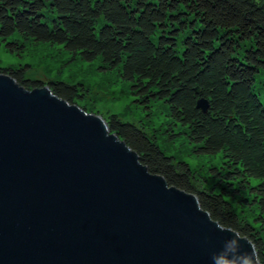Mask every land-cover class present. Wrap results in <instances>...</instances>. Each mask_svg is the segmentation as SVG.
Listing matches in <instances>:
<instances>
[{"label": "trees", "instance_id": "trees-1", "mask_svg": "<svg viewBox=\"0 0 264 264\" xmlns=\"http://www.w3.org/2000/svg\"><path fill=\"white\" fill-rule=\"evenodd\" d=\"M0 39L10 51L20 40L59 44L115 71L143 107L162 102L163 140L143 120L111 113L107 121L151 172L199 194L219 224L249 234L264 264V0H0ZM0 69L24 88L45 85L26 66ZM47 85L83 97L80 84ZM176 138L197 155L220 154V164H209L208 176L196 172L162 146Z\"/></svg>", "mask_w": 264, "mask_h": 264}, {"label": "water", "instance_id": "water-1", "mask_svg": "<svg viewBox=\"0 0 264 264\" xmlns=\"http://www.w3.org/2000/svg\"><path fill=\"white\" fill-rule=\"evenodd\" d=\"M260 250L101 113L0 69V264H260Z\"/></svg>", "mask_w": 264, "mask_h": 264}, {"label": "rangeland", "instance_id": "rangeland-1", "mask_svg": "<svg viewBox=\"0 0 264 264\" xmlns=\"http://www.w3.org/2000/svg\"><path fill=\"white\" fill-rule=\"evenodd\" d=\"M22 45L16 51H10L5 41L0 39V66H26L27 75L37 78L47 84L51 80H63L80 84L83 97L79 102L101 113L107 120L109 114L116 113L120 118L133 122L145 121L155 130L156 136L166 137L167 127L166 108L162 102L152 105V109L143 107L135 100L129 82L121 80L115 71H104L99 68V62L85 61L80 57H73L59 44L20 40ZM261 99L264 101V90H261ZM147 129V127H146ZM168 151L177 158L184 159L195 169L207 175L209 164L218 165L221 162L220 154L209 156L197 155L191 150V144L184 138H176L171 142L162 141ZM200 181V180H199ZM257 182L256 179H252ZM208 185L213 184L211 178ZM249 214L246 208L242 211ZM251 214V213H250Z\"/></svg>", "mask_w": 264, "mask_h": 264}]
</instances>
